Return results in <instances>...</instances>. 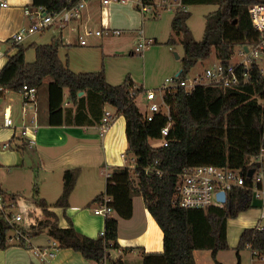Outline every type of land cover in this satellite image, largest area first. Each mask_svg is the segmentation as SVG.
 I'll use <instances>...</instances> for the list:
<instances>
[{
	"label": "trees",
	"instance_id": "1",
	"mask_svg": "<svg viewBox=\"0 0 264 264\" xmlns=\"http://www.w3.org/2000/svg\"><path fill=\"white\" fill-rule=\"evenodd\" d=\"M263 1L182 0L187 9L180 8L172 19L173 31L182 36L185 51L180 77L186 78L199 60L210 58L214 52L219 60L228 62L236 47L251 46L246 42L255 33L247 7ZM209 3H217L219 7L207 16L204 37L197 41L188 25L191 17L188 8ZM67 4L68 0H33L32 6H44L54 12L62 10ZM174 42L173 37L168 41L169 44ZM60 45L57 39L49 44H33L34 62H27L25 48H20L0 71V92L10 90L21 93L25 85L40 88L48 79L49 125L66 123L65 112L74 115L71 123L95 125L103 118L105 104L116 108L117 116L124 115L128 140L126 153L135 158V168H114L107 177L105 193L94 201L102 202L103 197L109 195L114 210L121 217L130 218L133 215V198L136 195L143 197L163 231L164 249L146 253L142 264H196L195 250L210 249L215 256L218 251L228 249V220L255 207V184L250 171L258 164H250V161L264 148V74L256 60L252 63L249 79L234 87L201 85L190 94L182 88L166 93L164 98L170 106L172 118L167 136L169 143L168 146H155L152 140L161 138V130L168 119L164 114H157L153 121L145 119L136 102L144 89L136 87L130 77L122 84L112 85L107 81L104 69L85 73L72 71L68 62L62 61L59 56ZM65 89H68L69 100L76 106L75 111L64 108ZM81 92L85 94L80 95ZM94 100L101 106L94 104ZM201 165L240 169L246 176V187L233 189L224 206L208 209L180 207L172 199L178 183L177 176L185 168ZM79 173V168L64 172L63 192L55 203L57 207L69 206ZM258 185L263 187L261 183ZM11 198L17 200V195ZM35 202L46 215H54L47 209L45 199H35ZM69 221V226L65 228L56 221H40L34 236L47 230L48 236L58 240L61 247L71 248L97 262L119 247L117 219L108 217L105 236L97 238L81 235ZM0 228L1 249L7 247L5 237L9 226L0 219ZM245 248H251L255 257L264 259V227L243 231L237 250ZM110 263L125 264L121 258L110 260Z\"/></svg>",
	"mask_w": 264,
	"mask_h": 264
},
{
	"label": "crops",
	"instance_id": "2",
	"mask_svg": "<svg viewBox=\"0 0 264 264\" xmlns=\"http://www.w3.org/2000/svg\"><path fill=\"white\" fill-rule=\"evenodd\" d=\"M32 5L33 0H10L9 8L4 10L0 18L1 41L10 38L22 25L30 23L31 19L25 15L24 10L27 7H33ZM143 15L135 4H112L103 7L99 0H90L84 10L82 19L83 23L88 26H90L89 24L92 21L96 22L99 19V23L101 22V26L103 25L102 27H118L122 33L124 29L132 30L137 28L139 19H143ZM155 15H160V11ZM150 39L153 40L152 37ZM58 40L63 46L71 45L61 38ZM154 40L157 41L158 39L155 37ZM166 40H163V42L168 43L169 40ZM180 41L182 43V37H180ZM23 42L20 48H24ZM174 43H176V40ZM101 44L102 41L101 43L100 41L94 43L95 46ZM59 56L62 61L68 62L70 67L69 55H66V61L63 60L61 48H59ZM177 58L180 59V57ZM8 60L9 58L6 57L0 58V71L7 64ZM90 66L87 65V67ZM100 69L98 63L95 61L94 65L88 70H90L89 72H97ZM71 70L74 71L72 68ZM106 77L107 81L112 84L107 73ZM48 82L49 80L45 79L43 86L37 88L38 93L35 108H31L26 113L22 109L23 96L21 93L10 90L0 92V97H4L3 103L0 104V118L3 110L9 107L13 112L15 122L14 128L0 130V190L4 192V196L8 199H11L15 195L4 184L10 185V173L17 172L16 170L14 171L15 167L25 165L22 157L24 151L28 149L33 150L35 156L40 161L37 166L39 168L37 175L40 177L39 172H41L45 176L41 181L42 186L40 190L37 191L36 199H45L48 203L47 209L54 214L52 216L46 215L44 209L35 202V215H39L40 217L37 219L49 220L51 222L56 221L60 226V214L56 211V209H60L67 217L68 224L70 223L69 220H71L75 229L81 235L97 238L105 229L107 217L103 216L104 218L102 219L98 217H102V215L96 214L94 209L100 202L94 200L97 196L105 193L107 177L112 173L113 169L116 167H130L131 162L135 159L126 153L128 149L126 119L124 115H118L113 126L103 136H101L99 131V123L95 125L86 123L76 125L71 123L74 115L68 112H65L66 123L58 126L49 125ZM133 82L135 84V81ZM135 86L140 87L137 84ZM141 88L144 89L143 86ZM8 91L15 96H6ZM83 94L85 93H80V95ZM139 98L143 99L141 102L144 110H141V112L144 114L147 102L143 95H139L136 99L137 104ZM92 102L101 106V103L98 102L97 104L96 100ZM64 108L66 110L72 108L73 111L76 109V106H73L69 100L68 89L64 91ZM103 109L104 113L106 110L117 113L116 108L108 104H105ZM34 120L39 125L35 133L32 128ZM25 131H28V137L24 136ZM30 137H35L36 140V144L32 147L28 145ZM6 142H10L11 146L8 149H3L2 146ZM73 168H79L80 173L75 189L70 196L69 206L67 208H55L52 205L56 203L63 192L64 172L67 169ZM1 170L4 171L1 172ZM47 182H50L51 191H47L44 187ZM263 204L264 196L256 198L254 208L243 211L237 217L229 219L227 222L229 248L218 251L215 256L210 249L195 250L193 255L196 264H264L262 260L254 256L251 248L237 250L241 235L245 229L264 227ZM109 217L118 220L119 243L117 249L109 251L110 260L121 258L125 264H130L131 258H139L142 264L146 253L163 251V231L149 212L141 195H136L133 198V215L130 218L121 217L115 210ZM44 235L47 236L46 240L42 238ZM51 240L52 238L48 236L47 230L33 237L34 245L40 247L48 246ZM0 264L45 263L31 248L7 245V247L0 249ZM51 264H99V262L85 258L80 252L71 248L61 247L57 256L51 260Z\"/></svg>",
	"mask_w": 264,
	"mask_h": 264
},
{
	"label": "built area",
	"instance_id": "3",
	"mask_svg": "<svg viewBox=\"0 0 264 264\" xmlns=\"http://www.w3.org/2000/svg\"><path fill=\"white\" fill-rule=\"evenodd\" d=\"M90 0H68V4L60 11H48L44 6L27 7L24 13L31 19L30 23L22 25L20 29L5 41L0 40V58H10L20 49L22 42L30 35L35 33H43L49 29L57 28L60 30L61 39L71 45L90 46L94 45L90 38H101L104 35H118L121 30L111 26H105L100 29L83 23V13ZM103 7L112 4H135L141 13L152 12L156 14L160 10H169L177 12L184 7L182 0H99ZM10 0H0V18L4 10L9 8ZM248 16L254 30L255 36L248 42L251 46L239 47L234 51L232 59L228 62L219 60L214 67L206 69L203 75L192 80L181 78L180 74L167 78L159 91L155 89H144L139 95H143L146 100V112L144 117L147 121H153L157 114H164L168 122L161 130V145L168 146L170 128L172 126V118L170 106L166 103L164 95L166 93H174L175 90L182 88L187 94L193 92L197 86L201 85H221L223 87H234L240 82H246L250 76L252 63L264 53V1L249 5L247 7ZM68 32L69 35L66 34ZM153 40L145 36L144 30L139 31V42L136 51L143 53ZM5 45L6 47H4ZM247 46V45H246ZM38 89L25 85L21 92L23 96L22 109L26 113L31 108H35L37 101ZM138 95V96H139ZM137 96V97H138ZM117 114L106 110L101 122L99 123V131L101 136L105 135L113 126ZM38 123L32 126L34 133L38 130ZM15 127L12 110L7 107L3 110L0 118V130L11 129ZM24 136L28 137V131L24 132ZM36 144L35 137H30L29 146ZM11 143L3 144V149L10 148ZM257 163V168L253 170L254 177L253 191L256 198L264 196L263 187H259V183L264 184V148L260 154L250 161V164ZM131 168H135V159L131 162ZM162 175L161 171H158ZM178 183L173 194V202L183 208L208 209L212 206H224L227 201L228 194L235 188L246 187V176L240 169H230L219 167L216 165H201L192 168H185L178 174ZM225 193V199L219 197V193ZM112 197L105 195L103 201L95 208V213L104 217H109L114 211L110 205ZM20 207L18 200L6 198L0 191V219L8 226L9 230L6 234L5 241L7 245H18L31 248L45 264H51L61 245L58 240L52 239L48 246H36L33 243L35 227L37 222L35 210L28 211L25 207ZM32 213H35L32 216ZM101 236H105V231L101 232ZM1 239V228H0ZM264 261V259H262ZM99 264H111L109 254L104 257Z\"/></svg>",
	"mask_w": 264,
	"mask_h": 264
},
{
	"label": "rangeland",
	"instance_id": "4",
	"mask_svg": "<svg viewBox=\"0 0 264 264\" xmlns=\"http://www.w3.org/2000/svg\"><path fill=\"white\" fill-rule=\"evenodd\" d=\"M158 1V0H157ZM219 5L217 3L197 4L189 6L191 17L188 20V25L191 28L194 38L197 41L202 40L205 33L206 18L210 13L215 12ZM140 12V10H139ZM175 12L169 10H160V15L156 16L152 12H147L143 15V19H139L137 28L129 30L124 29L118 35H104L101 38H90L92 43L99 42L101 45L94 46H75V45H61V57L66 61L67 54L70 59V67L76 73L89 72L88 70L95 61L98 63L100 70L104 69L105 73L109 75V79L114 85L122 84L128 77H130L135 84L144 89H156L159 91L160 87L167 78L173 77L182 70V59L185 55L183 44L180 37L173 31L172 19ZM101 23V22H100ZM99 19L96 22L89 24L93 29L102 28ZM113 27V26H112ZM118 28V27H117ZM144 30L147 38H153V44L150 45L143 53L136 51V46L139 42V31ZM67 35L68 32H66ZM61 37L60 30L57 28L49 29L43 33H35L28 36L23 46L25 48V58L27 62H34L36 58L35 49L32 46L35 43L49 44L55 39ZM158 40L155 41L154 38ZM171 37L176 40V43L169 44L163 42L168 41ZM66 42V41H65ZM6 47L5 45H3ZM170 46V47H168ZM239 47H236L235 51ZM177 55L180 57L177 58ZM264 73V53L256 59ZM219 63V58L216 52L205 60H199L198 63L190 70L187 78L192 80L200 75H203L206 69L214 67ZM87 65H91L87 67ZM13 92V91H12ZM8 91L6 96H10ZM15 96V95H13ZM4 97H0V104L3 103ZM137 99V98H136ZM142 98L138 99V105L141 110H144ZM152 144L161 145L159 140H153ZM25 165L15 167L14 171L10 173V185L4 184L5 187L17 195L20 207H25L28 211L35 210V199L37 197L36 191L40 190L42 186V179L45 177L44 173H40L38 177V164L40 163L38 157L35 156L33 150H26L22 155ZM39 162V163H38ZM5 170V169H4ZM4 170H1L3 172ZM47 191H51L50 182L44 185ZM19 193V194H16ZM38 195H40L38 193ZM53 203V202H51ZM57 207L55 203L52 205ZM97 207V206H96ZM95 210V209H94ZM60 214V226L66 227L68 224L67 217L62 210L56 209ZM35 213H32L34 216ZM98 216V215H97ZM40 218L39 215L36 216ZM71 217V216H70ZM100 219L104 218L103 216ZM39 220L37 219V222ZM39 223V222H38ZM46 240L47 236L42 237ZM130 264H141L139 258H131Z\"/></svg>",
	"mask_w": 264,
	"mask_h": 264
},
{
	"label": "water",
	"instance_id": "5",
	"mask_svg": "<svg viewBox=\"0 0 264 264\" xmlns=\"http://www.w3.org/2000/svg\"><path fill=\"white\" fill-rule=\"evenodd\" d=\"M245 49L247 50V49H248V46L245 45ZM177 57H179V56L177 55ZM81 93H82V92H81ZM252 174H253V170L250 171V176H251ZM219 197H220L222 200H224V199H225V193L220 192V193H219Z\"/></svg>",
	"mask_w": 264,
	"mask_h": 264
}]
</instances>
